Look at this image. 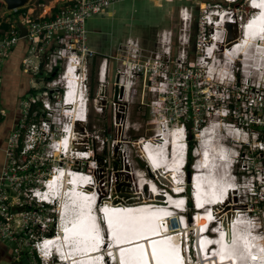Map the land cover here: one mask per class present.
Returning a JSON list of instances; mask_svg holds the SVG:
<instances>
[{
    "label": "built area",
    "instance_id": "2783aa9c",
    "mask_svg": "<svg viewBox=\"0 0 264 264\" xmlns=\"http://www.w3.org/2000/svg\"><path fill=\"white\" fill-rule=\"evenodd\" d=\"M117 1L121 0H53V5L41 6L37 16L32 5L13 11L0 7V16L2 13L8 16L0 17V117L7 114L1 96L6 61L21 40L29 44L22 64L32 92L21 102L22 117L9 138L6 164L0 173V238L15 243L14 257L18 260L25 245H29L34 254L33 264H65L59 256L52 252L50 256L45 255L48 251H44L48 238L60 234L64 227L60 198L46 199L50 182L60 173L66 172L68 181L75 180L79 189L88 192L85 197L88 200L99 198L102 213L109 206L157 205L159 200L167 199L164 198L167 194L174 196L176 204L186 207L187 198L182 204L179 197L184 192L174 189V178L165 169L153 165L146 145L153 146V157L159 159V148L165 144L161 137L179 133V128H183V162L179 163V153L174 152L173 146L170 162L184 173L186 183L185 174L190 166L189 131L200 144L202 141H198L197 135L205 137L209 128L204 124L208 112L211 114L215 105L218 109L214 112L221 117L227 116L228 109L233 111L227 87L209 85L215 74L213 68L205 66L207 76L211 77L205 89L192 80L201 77L197 64L213 60L207 56L224 45L220 43V48H213L218 33L217 25L212 24L214 12L208 20L192 27L195 15L188 5L178 9L179 31L176 26L164 28L152 48L129 35L115 52L104 54L95 74V86H92L89 61L97 52L90 45L86 24L89 18L102 15ZM206 1L211 3V0ZM228 11L231 16L237 14L231 8L221 12ZM20 24L27 28V35H21ZM193 28L194 39L191 38ZM224 28L228 33L225 25ZM192 40L195 49H192ZM73 58L79 65L75 72L84 92V121H73L72 111L66 108H71V104H66L65 94L66 74ZM257 90L261 91L260 85ZM193 91L203 94L196 99ZM198 100L208 106L205 113L195 110ZM134 109L142 111L138 115L140 119L155 125L153 134L141 132L140 119L133 120ZM67 117L69 122L65 123ZM77 122L84 123L83 130L77 129ZM70 124L74 131L71 141ZM59 127L61 135L56 134ZM66 130L68 140L64 143ZM196 148L197 145L194 155ZM22 190L39 214L21 215L8 210L6 200L11 197V204H17ZM43 210H51L55 216L53 233L49 231L50 215H42ZM27 214L31 215L25 220ZM195 242L196 238L193 243L189 240L184 245L188 247L189 262L192 248L196 251Z\"/></svg>",
    "mask_w": 264,
    "mask_h": 264
},
{
    "label": "bare ground",
    "instance_id": "6f19581e",
    "mask_svg": "<svg viewBox=\"0 0 264 264\" xmlns=\"http://www.w3.org/2000/svg\"><path fill=\"white\" fill-rule=\"evenodd\" d=\"M247 3L250 7L253 6L255 8V12L253 13L252 20L249 22L246 19L242 21L238 14H235L243 24L241 25L240 36L235 40L228 39L224 28V21H234L235 15L231 16L230 11L225 12L224 14L220 11L213 13L217 16V18H213L212 24H216L218 29L217 37H215L216 43H213V48H220L221 43L224 47L221 46L223 48L220 49L228 63H230L229 61L234 63V60L236 59L240 62L243 61L244 69L246 71V68H248L249 70L255 69L257 72H260L264 68V0H247ZM261 10L263 11V15L261 16L262 22L258 23L256 16ZM245 23L246 25H244ZM256 25L259 27L258 33L254 34L253 27ZM234 34L235 29L232 31V36ZM230 39H232V37ZM220 49L218 52H220ZM218 52L213 51L212 55L215 57V54L217 56ZM209 57L210 56H207V59H209ZM213 59L215 60V58ZM78 67L79 65L77 63V59L73 58L69 64V69L66 74L68 84L67 92L65 94L66 104H71V108L68 106H66V108L70 109L68 112L72 111L73 121H84L86 120L84 118L85 98L84 92L80 89V77L78 76L77 71L75 72ZM214 68H216L215 65L213 69ZM70 127L71 132L69 141L72 140L74 134L71 124L68 128ZM212 127H209V129L205 132L206 137H202L200 134L197 135L198 139H201V137L203 139L198 145V149L195 150L197 160L193 167L194 173H197L194 176V187L196 190L194 198L195 202L200 204L198 208L195 209V212L197 211L195 218L192 217V221H194L192 222L193 232L194 234L195 232L197 233L195 246L198 250V262L199 264H264V236L262 235V232L259 231L257 223H254V221L252 222V219L248 216L241 214L242 211L239 210V207L235 208L234 204L231 203L232 194L238 190L236 189L238 186L236 188L234 187L237 183L232 182L230 178L231 175L227 177L225 176L226 183L229 185V190L224 196L219 194L218 191V196L216 197L218 204L213 206V211L208 213V208H210L211 205L208 206L206 211L202 210V207L205 204H201L202 196L200 194V190L202 188L207 190L208 185L211 184L207 179H205V177L209 176L211 179V170L215 171V175H219L221 177L223 170L227 171L226 164L229 159L225 154L220 152V148L218 149L216 147L219 144V141L213 137V135L217 134L218 128L215 131V128ZM182 130L183 128L181 129L180 127L179 133H169L161 137V141L165 144L159 148V159L153 157V151H155V149L152 148L153 146L150 144L146 145L147 155L153 165L160 168V170L165 169L167 173L174 178L173 187L178 192V188L180 189V192L183 191L185 183L183 176L184 173H181L179 168L173 167V164L170 162V153L172 152L173 146L174 152L179 153V163L181 164L183 162L182 153L183 147L185 148V141L182 136ZM68 132V130L65 131L66 134L64 135V143H67ZM223 141L224 140L222 139L221 142ZM174 166L176 165L174 164ZM226 190L227 189H223L221 192L225 193ZM86 193L88 192L79 189L75 180L69 179L68 181L66 178V172L56 175L50 182V188L47 192L46 199L51 201L53 197L56 199L60 198L61 220L64 227L60 234L55 235L57 236L56 238H54L55 236L48 238L49 240L44 247V251L48 252L45 255L50 256V253L52 252L54 255L59 256L61 261L65 264H79L82 261L83 263L81 264H87L86 261H92V264H96L97 255L95 253H99L103 250V254L101 255H103L102 261L104 258V262L101 261L100 264H108L107 261L110 257L106 254L107 251L112 255L111 257L115 258L117 264H124L125 259L121 254L122 248L128 247L130 249H135V244L140 243V246L145 247L148 253V259L144 264H161L151 247L153 244L168 242L169 245H173L174 242L179 243L182 241L184 247L185 242L190 240L188 238H191L187 220L188 218L183 217L185 216L184 207H182L183 205L176 204L174 202V196L172 194H167L164 197L167 199L165 201L162 199L159 200L161 204H159L160 202L158 201L157 205L144 203L127 207L109 206L106 208L103 214L109 224H111L112 219H118L121 223H123L126 219H134L137 221L140 218L147 216L144 219L149 222V226L146 227L148 229L144 233L132 235L130 237L125 236L127 238L120 239L119 234L116 231H113L111 236L108 238L109 231L107 226H105V228L103 226L106 221L104 220L102 221L103 224H100L98 214L94 213V215L90 217L88 212L87 214L84 213L81 216V213L83 212L81 210L80 203H89L87 198H85L87 195ZM228 193L229 199H227ZM179 197L181 198L183 204L186 199L185 194L182 193ZM90 204L93 207L92 212H95L96 208L93 206V203ZM88 211H90V209H88ZM224 217L225 219H223L222 223L219 222L217 224V220H222ZM226 217L229 220L228 223ZM81 218L83 223L82 229H84L82 234L84 236H89V240H91L89 243H83V241L80 240L81 235L77 234V232L73 230L74 228H72V224ZM242 224H245V226H242ZM216 225H218V229H216L218 233H221L223 236L226 234L227 236V243H225V245H231V233L233 235V232L236 235L237 244L236 247L231 249L224 248L222 253L219 250V252H216V254H213L211 257L207 256V254L210 253L212 248H216V246L221 243V239L214 238L218 237V235H211V233H213L211 230L204 233H201L200 230L201 228L204 229ZM242 232H244V234ZM199 238L201 239L199 240ZM169 239H173L174 242ZM78 240L79 246L75 247ZM109 240L111 247H104L108 244ZM103 242H106V244L103 245ZM209 245L211 246L207 249V252H205ZM72 248H74V250H72ZM183 256L185 257V264H189L187 253L184 252ZM219 256L221 259H219ZM161 258H163V256Z\"/></svg>",
    "mask_w": 264,
    "mask_h": 264
},
{
    "label": "rangeland",
    "instance_id": "374dc122",
    "mask_svg": "<svg viewBox=\"0 0 264 264\" xmlns=\"http://www.w3.org/2000/svg\"><path fill=\"white\" fill-rule=\"evenodd\" d=\"M50 1L51 0H32L30 5L35 7L34 14L36 16L37 14H39L41 6H48L49 4L53 3H49ZM163 1L166 2V0H160L161 5H156L153 0H121L114 2L107 9V11L110 9L114 10L113 15L109 16L105 13L103 15L91 17L88 19L86 27L89 29V35H91L90 30L92 31V28L94 26H97L98 23L100 25L104 24V26L105 24H107V28L112 27L116 31V33L119 34L117 40L112 39L111 35L109 34L105 36L106 42L104 41V44L106 43L107 46H109L108 48H110V46H112L115 42L120 43L125 41L129 35L138 37L145 47L148 46L152 48L154 45L153 43L157 40L158 33H160L164 28L176 26L177 31H179L181 26V20L178 16L179 8L177 7L188 5L193 10L195 18H193L192 20V27L198 22L200 24L202 21L208 20L210 13H215V11L217 12V10L221 12V10H224L226 8L235 9L236 13L242 19V21H244L245 19L247 20L249 16L254 13V10H251L250 7L248 8L247 0H243L242 4H240L238 7H235L234 4L236 3L230 6L223 5L220 3L219 0H215L217 2V5L215 3H212L213 1L209 3L210 1L208 2L206 0H196L198 1L196 3H192L191 1L193 0H180L179 2L173 4L171 7L169 6L171 9L177 8V10L174 17L168 18L166 17L167 4H164ZM7 17V15L2 13L1 18L6 19ZM215 18H217V16H215ZM236 18L237 16H235L234 19ZM161 21L162 23H160ZM93 22L97 24L94 25L92 24ZM169 23L173 24L171 25ZM191 33V38L194 39V28L192 29ZM192 41V49H195V41ZM118 46L119 45H117V48ZM94 50L96 51V49ZM102 52H104V50ZM106 52L110 51L106 50ZM102 56L103 54L99 55V53H96L92 61H89L90 76L93 72V76L91 77L92 86H95V74L98 68V64L102 59ZM209 58H215V60L213 59L208 63L204 61H200L198 64L196 63L198 65L197 67L199 68L201 77L198 78L197 81L192 79L193 82H196L201 86L204 85L203 88L205 89L208 85L207 80L211 78L207 76L208 69L205 68V66H208V68L212 70L215 65L216 68H214V72L216 73L212 74L213 79H210L211 81H209V85H220L221 87L226 86V92L231 98V101L229 103L233 104L235 107L233 111H229L228 109L227 116L221 117L218 113L214 112L218 109L215 105V109L212 111V113L209 114L208 112V114L206 115L208 120L204 124L209 127H212L214 125L215 127L213 126L212 128H215V131L218 128L217 134L213 135V137H215L219 141V144L216 147L218 149L220 148V152H222L229 158L233 157L235 161L233 172L230 174V178L232 182L237 183V185L234 187L236 188L238 186V188H236L238 190L234 194H232L231 203L234 204L235 208L239 207V210L242 211L241 214H244L246 216H253L254 219H252L251 221L257 223L259 231L262 232V235L264 236V68L260 72H257L255 69L249 70L248 68H246V71L244 69L243 61L240 62L239 60L235 59L234 63H231V61H229L230 63H228L227 59H225V56L222 54L221 49L220 52H218L217 56L215 54V57L214 55H211ZM5 69L6 72H11L10 76H8V80H6V83L11 90L13 89V82H15L14 78H17L19 81L22 82V73L20 72V65H10ZM258 85L261 86V91L257 90ZM14 90H18V88L15 87ZM22 91L23 90L19 88V94L25 97L26 93L23 94ZM202 94L203 93L201 92L193 91L194 98L196 99H198L197 95ZM238 97L240 99L236 100V98ZM14 105L15 104L8 106H10L13 110ZM207 107L208 106L204 101L198 100L195 106V110H199V112L205 113ZM139 112L142 111L134 109L133 120H135L136 118L140 119L138 117ZM11 114L13 115L12 112ZM7 118L8 115L5 117V119ZM64 122H69V118H64ZM140 122L141 132H148L149 134H153V132L155 131L153 129L155 125L148 124L147 120L142 118L140 119ZM196 132L199 133L198 131ZM60 133L61 131L59 127L56 131V134L61 135ZM194 139V141L197 143L196 135ZM222 139L224 140L223 142H221ZM198 141H202V139H198ZM193 158L194 163L197 160V156L193 154ZM213 172L215 173L214 170H211V173ZM9 175L11 176V174ZM205 179H207L208 182L211 183V179L209 176L205 177ZM254 183L255 188H253L252 185ZM225 184L226 185L224 189H227L225 193L219 190V194H221L222 196H224L229 190V185L227 183ZM186 195L189 199L187 208L188 214L192 215V213L195 212V209L193 208V206H190L191 200L189 190ZM208 206L210 205H204V208L202 209L204 210L208 208ZM208 209V213L213 211V207H210ZM29 215L31 214L26 215L25 220L28 219L27 216ZM223 219H225V217L222 218V220H217V224L219 222L222 223ZM226 220L228 223L229 220L227 217ZM242 226H245V224H242ZM189 233L192 237V240L197 238L195 237V235H193V223L192 227L189 226ZM211 235L214 234L211 233ZM31 240L28 242L29 244L31 243ZM6 243L10 248H13V244H11L9 241H7ZM95 254L97 255L96 264H100L103 257V255H101L103 254V250L99 253L96 252ZM191 263L199 264L198 260L195 259L194 255L192 256Z\"/></svg>",
    "mask_w": 264,
    "mask_h": 264
},
{
    "label": "clouds",
    "instance_id": "9594fccd",
    "mask_svg": "<svg viewBox=\"0 0 264 264\" xmlns=\"http://www.w3.org/2000/svg\"><path fill=\"white\" fill-rule=\"evenodd\" d=\"M226 1L229 2V4L232 5V4L236 3V2H238L239 0H234V1L226 0ZM2 7H4V9L6 10L5 5H3ZM250 8H251V10H254V12H255V9H254L253 6L250 7ZM9 11H11V10H9ZM262 13H263V11L261 10L259 12V14L256 16V19H257L258 23L262 22V19H261V16L263 15ZM252 16H253V14H251L249 16L250 18L247 19L248 22L252 20V18H253ZM224 24H225V21H224ZM244 25H246V23ZM253 28H254L253 29V33L257 34L258 33V28H259L258 25H256ZM196 145H198V143H196ZM193 149L191 151L192 155L194 154L193 153ZM224 149H225V147H224ZM188 150H189V153H190V149L189 148H188ZM188 156H189V154H188ZM227 158H229V157L227 156ZM195 162L191 164L192 166L190 165L192 168L194 167ZM234 162H235L234 159L231 158V157L227 160V164H226L227 171L223 170V174H222L221 177L219 175L218 176L215 175L214 172L210 173V175L212 176L211 177V184L208 186L207 190H205L203 188L200 190V194L202 196V202H201L202 205L203 204H205V205L209 204V205H211V207H213L214 205L216 206L218 204L217 202H214L213 199L218 196L217 194H218L219 190L222 191L224 189V187L226 185L225 184L226 183V177L230 176V174L233 172ZM188 173L189 172L186 170V174L185 175H187V180H186L185 189L183 190V192H184V194H185V196L187 198L186 193L188 192V190L190 191V200L192 202L193 208L196 209L200 205V204H198V202H195V198H194L195 197V192H196L195 187H194V176H195L196 173H194V170H193V177H192L193 181L192 182H190L188 180ZM253 188H255V183L253 185ZM228 197H229V194H228ZM98 200H99V198H94L92 200H88L89 203H87V202L80 203V207H81V210L83 212V213H81V216H82V214H84V213L87 214L88 212H89L90 217L93 216L94 213L98 214V218H99L100 224L101 223L103 224L102 221H104V220L106 221V218L104 217V214L101 212V210L99 208V204H98L99 201ZM90 203H93V206L96 208L95 212H92L93 207H92V205ZM188 203H189V199L187 198V206L184 207L185 217L188 218L189 223H192L193 221H192L191 217L195 218L197 211L192 213V215L188 214V209H187L188 208ZM88 209H90V211H88ZM206 210H207V208L204 209V211H206ZM145 217H147V216H145ZM145 217L140 218L137 221H135L134 219H126V221H124L123 223H121L120 220H118V219H112L111 220V224H109L108 220H107L106 223L103 226H104V228H105V226H107V229L109 231L108 238L111 236L113 231L118 232L120 239L121 238H127L125 236L130 237L132 235H139L141 233H144L148 229L146 227L149 226V222L146 219H144ZM248 217L251 218V219H254V217L251 216V215H249ZM190 218H191V220H190ZM82 226H83L82 218L77 220V221H75L72 224V228H74L73 230H75L77 232V234L81 235V239L80 240H82L83 243H89V242H91V240H89V236L88 235L84 236L82 234V232L84 231V229H82ZM216 229H218V225L212 226V227H207V228H204V229L201 228V230H200L201 233H204V232H207V231L211 230V231H213V234H217L218 235V237H214V238L221 239V243L219 245H217L216 248H212L210 250V253L207 254V256H211L212 257V255L216 254V252H219V250L222 253V250L224 248L231 249L233 247H236L237 238H236V235L234 233H233V235L231 233V236H232L231 237L232 238L231 245L227 246V245H225V243H227L226 242V239H227L226 234H224V236H223L221 233H218V231ZM242 233L244 234V232H242ZM193 235H195V237H196L197 233L195 232V234H193ZM169 240L174 242L173 239H169ZM190 240L193 243L194 239L192 240V237L190 238ZM199 240H200V238H199ZM78 242H79V240L76 242L75 247L79 246ZM106 242H103V245L106 244ZM109 243H110V240L108 241V244L105 245L106 248H110L111 247ZM140 245H141L140 243L139 244H135V249H130L128 247H123L125 249L122 248L121 254H122V257H124V259H125L124 264H144L147 261V259H148L147 250L145 249V247H142ZM211 245H209L206 248L205 252H207V249ZM151 247L153 248L155 256L157 257V259L160 261L161 264H168V263H171V264H185V257L183 256V253L186 252V247H183V242L182 241H180L179 243H175L174 242L173 245H169L168 242H161L159 244H153ZM72 250H74V248H72ZM106 254L110 257L108 259V261H107L108 264H117L115 258L111 257L112 255L109 254L108 251L106 252ZM197 254H198V250L196 249V251H195V249H192V256L194 255L195 258H197ZM162 256H163V258H161ZM187 257H188V255H187ZM219 259H221L220 256H219ZM86 262H87V264H92L93 263L92 261H86ZM103 262H104V258H103ZM129 262H131V263H129ZM191 262H189V264H192ZM81 263H83V261L80 262L79 264H81Z\"/></svg>",
    "mask_w": 264,
    "mask_h": 264
},
{
    "label": "crops",
    "instance_id": "0c3cea01",
    "mask_svg": "<svg viewBox=\"0 0 264 264\" xmlns=\"http://www.w3.org/2000/svg\"><path fill=\"white\" fill-rule=\"evenodd\" d=\"M153 1L155 2L156 5H161L160 0H153ZM179 1L180 0H166V2L163 1L164 4L165 3L167 4V7H166L167 16L166 17L172 18L175 16L176 10L179 7L175 8V9H171L170 7ZM51 2H53V0H51L49 3H51ZM53 4H54V2L52 3V5ZM61 4L62 3H58V5H61ZM105 13H106V15L111 16L114 14V10H111V9L108 11L106 10L103 14H105ZM160 23H162V21ZM92 24L96 25L97 23L93 22ZM169 24H171V23H169ZM105 26H104V24L100 25L98 23L97 26H94L92 28V31L90 30V32H91V35H89L90 45L93 49H96V52H97V54L99 53V55H101V54L104 55V54H109L110 52L111 53L115 52L117 49V45L119 44V43H116L114 41L115 43L112 46H110V48H108L109 46H107L106 43L104 44V41L106 42L105 36L107 34L111 35V38L114 40H117L119 37V34H117L116 31L112 27L107 28V24H105ZM27 43H25V42L23 43V45L26 47V53L29 50V44L27 46ZM103 50H104V52H102ZM106 50L107 51L109 50L110 52H106ZM16 53H18V52L14 51V52L10 53L9 58L7 59L6 64H5V68L9 67L10 65H15V64L20 65V72L22 73V77H21L22 82L19 81L17 78H14L15 82H13V84H14L13 88L15 89V87H16V88H18V90H19V88L21 90H25L24 88L28 87V92H26V95H27L30 92H32V89L29 86L28 76L25 75V73L23 72L22 60H23L24 56L26 55V53L24 54L23 57L21 56V58L18 60L13 59V57H12V56L15 57ZM10 74H11V72H8V71L6 72V69H5L4 81L8 80V76H10ZM24 78H25V80H24ZM23 98H24V96L21 95V102H22ZM3 102H4V104L6 102L7 104L11 105L9 103L8 98H6V99L3 98ZM6 110H7V114L4 117H0V171L3 167V165L6 164V160H7L6 154L4 153L5 140H4L3 132H4V129H6L8 126V123H6V121L8 120L9 116L7 119H5V117L8 114L10 115V117L12 115L10 112L12 110L11 108L6 107ZM7 241L0 238V264H33L34 263V254H33L29 245H25L26 249L22 250L21 257L18 260L14 257V251L13 250L16 248L15 243L9 241L11 244H13V248H10L6 243Z\"/></svg>",
    "mask_w": 264,
    "mask_h": 264
},
{
    "label": "flooded vegetation",
    "instance_id": "af4514ba",
    "mask_svg": "<svg viewBox=\"0 0 264 264\" xmlns=\"http://www.w3.org/2000/svg\"><path fill=\"white\" fill-rule=\"evenodd\" d=\"M11 97L13 98L12 103L15 105H14V109L10 111L13 113V115H11V117H10V115L8 114L9 118L6 121V123H8V126L6 129H4V132H3L4 140H5V145H4V153L5 154H6V149L8 146V141H9V138L11 136V133L17 127V125L19 124L21 117H22L21 94H19V90H13L11 93ZM1 171H2V169H1ZM1 171H0V173H1ZM18 198H19V201L15 205L11 204V202H12L11 197L6 200V203L9 205L8 210L10 212H13L15 210L16 213L21 214V215L24 213H28V212H30L32 215L34 213L39 214L38 208L32 206V204L28 201V197L25 195L24 190H22V192L19 194ZM51 212H52L51 210H43L42 215H50V216H48L49 222H48V220H47V222L49 224L50 233H53V232H55V224L53 221L55 216Z\"/></svg>",
    "mask_w": 264,
    "mask_h": 264
},
{
    "label": "trees",
    "instance_id": "16d2710c",
    "mask_svg": "<svg viewBox=\"0 0 264 264\" xmlns=\"http://www.w3.org/2000/svg\"><path fill=\"white\" fill-rule=\"evenodd\" d=\"M211 1H213L212 3H215V4H217V2L215 1V0H211ZM220 1V3L221 4H223V5H231V4H229V2H227L226 0H219ZM242 1L243 0H239V2L237 3L236 2V4H234L235 5V7H238L240 4H242ZM192 3L194 2V3H196V2H198V1H196V0H193V1H191ZM4 4L2 3V2H0V7H2ZM248 8H249V6H248ZM246 9H247V7H246ZM22 11H24V10H22ZM27 43L26 42V40H21L20 42H19V44L16 46V47H14L12 50H11V52L10 53H12V52H14V51H16V52H18V53H16V56L14 57L13 56V59H16V60H18V59H20L21 58V56L23 57L24 56V54L26 53V47L23 45V43ZM27 46H28V43H27ZM21 61V60H20ZM25 90H23L22 91V93L23 94H25L26 92H28V87L27 88H24ZM14 90V88L13 89H11L10 90V88H9V86L7 85V83H6V81H4V84H3V88H2V91H1V96H2V100H3V98H8L9 99V103L12 105L13 103V101H12V97H11V93H12V91ZM5 107H8V108H11L10 106H8L9 104H7L6 102H5ZM230 107L232 108V109H234V105L233 104H230ZM188 128H190V125H188ZM194 137H195V135L193 134V133H191V131H189V145H190V153H189V165H191L192 163H193V155H192V149L194 148V146H195V144H196V142L194 141L195 139H194ZM187 171L188 172H193V170L191 169V167L190 166H188L187 167ZM190 205L192 206V202L190 201ZM189 226L190 227H192V223H189Z\"/></svg>",
    "mask_w": 264,
    "mask_h": 264
},
{
    "label": "water",
    "instance_id": "95a60500",
    "mask_svg": "<svg viewBox=\"0 0 264 264\" xmlns=\"http://www.w3.org/2000/svg\"><path fill=\"white\" fill-rule=\"evenodd\" d=\"M31 1L32 0H0V2H2L5 5L6 10H11V11L29 6ZM224 25H226L225 27L228 30L227 36H228L229 40H235L240 36L241 25H243V24H242V22L239 21L238 17L236 19H234L233 22H232V20H226ZM20 29H21V35L22 36L27 35V28L25 26H23V24H20ZM233 29H235V34L232 36ZM231 37H232V39H230ZM75 125H76L77 129L83 130L84 123L77 122ZM192 177H193V172L192 173L189 172L188 173V180L190 182L193 181Z\"/></svg>",
    "mask_w": 264,
    "mask_h": 264
}]
</instances>
